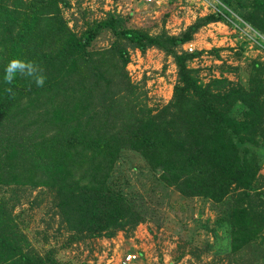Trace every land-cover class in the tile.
<instances>
[{"label": "trees", "instance_id": "trees-1", "mask_svg": "<svg viewBox=\"0 0 264 264\" xmlns=\"http://www.w3.org/2000/svg\"><path fill=\"white\" fill-rule=\"evenodd\" d=\"M220 1L226 8L234 2ZM68 6L67 0H0V264H61L25 250L9 210L22 200L31 209L49 198L56 230L75 242L111 238L142 222L108 184L122 151L138 154L184 197L220 203L231 194L232 249L255 239L264 229L263 71L254 62L246 88L225 79L203 84L188 66L195 54L181 49L226 15H204L172 37L129 27L130 14H111L76 35L60 14ZM248 8L239 17L264 34V0H250ZM102 34L112 41L95 48ZM149 49L176 67L172 98L157 111L126 70L132 51ZM12 59L36 66L44 84L21 73L6 82ZM28 191L38 195L27 201Z\"/></svg>", "mask_w": 264, "mask_h": 264}, {"label": "rangeland", "instance_id": "rangeland-1", "mask_svg": "<svg viewBox=\"0 0 264 264\" xmlns=\"http://www.w3.org/2000/svg\"><path fill=\"white\" fill-rule=\"evenodd\" d=\"M67 1L69 6L60 14L76 35L87 24L101 22L111 14H130L131 28L151 35L179 37L198 18L223 12V22L201 27L190 42L182 45V50L187 45L194 50L188 66L203 84L225 79L246 88L254 62L264 78V34L239 17L248 12L250 0H241L244 9L238 7L237 0H233L231 8L220 0ZM111 41L110 35L102 34L94 47L106 48ZM126 70L131 83L141 87L152 111L169 103L177 77L172 58L156 49L132 51ZM260 153L264 176V148ZM108 184L120 191L143 219L131 231L75 242L69 233L56 230L59 224L57 218L52 221L49 198L38 205L34 203L31 209L22 200L15 209L9 205V210L17 217V233L25 240V250L49 254L61 264H122L128 255L137 256L131 264H264V229L249 243L232 249L231 194L220 203L184 197L161 183L145 161L131 151L120 153ZM37 193L28 191L27 201ZM1 194L6 199L10 196L9 190Z\"/></svg>", "mask_w": 264, "mask_h": 264}, {"label": "clouds", "instance_id": "clouds-1", "mask_svg": "<svg viewBox=\"0 0 264 264\" xmlns=\"http://www.w3.org/2000/svg\"><path fill=\"white\" fill-rule=\"evenodd\" d=\"M4 71V79L6 82H10L16 73H21L28 77H32L37 87H41L44 84V77L38 74L37 67L31 63H25L18 59H12L8 62Z\"/></svg>", "mask_w": 264, "mask_h": 264}, {"label": "built area", "instance_id": "built-area-1", "mask_svg": "<svg viewBox=\"0 0 264 264\" xmlns=\"http://www.w3.org/2000/svg\"><path fill=\"white\" fill-rule=\"evenodd\" d=\"M146 1L147 2H152V0H146ZM183 51L188 52V53H192L194 50L192 48V45H187V46L183 47ZM135 260H137V256L128 255L127 257H125V259H124L122 264H131Z\"/></svg>", "mask_w": 264, "mask_h": 264}]
</instances>
